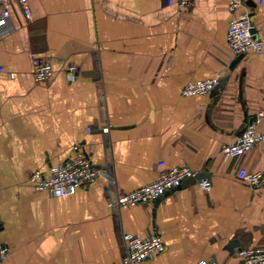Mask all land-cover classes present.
Segmentation results:
<instances>
[{
	"label": "crops",
	"instance_id": "crops-1",
	"mask_svg": "<svg viewBox=\"0 0 264 264\" xmlns=\"http://www.w3.org/2000/svg\"><path fill=\"white\" fill-rule=\"evenodd\" d=\"M28 4L30 18L15 2L0 26V264H123L125 234L164 241L140 264H243L239 250L264 248V179L253 187L238 178L241 168L264 174V142L238 157L221 152L264 105V53L239 57L229 48V0H194L188 9L168 0ZM247 4L264 45V0ZM35 57L50 61L49 81L35 80ZM70 64L74 81L64 72ZM214 76L216 94H181ZM77 146L114 181L101 177L66 196L29 182ZM183 163L201 177L158 202L109 205L117 191Z\"/></svg>",
	"mask_w": 264,
	"mask_h": 264
},
{
	"label": "built area",
	"instance_id": "built-area-1",
	"mask_svg": "<svg viewBox=\"0 0 264 264\" xmlns=\"http://www.w3.org/2000/svg\"><path fill=\"white\" fill-rule=\"evenodd\" d=\"M18 2L23 8L25 15L30 18L31 10L28 0H0V26L6 25L11 17L12 5ZM176 2L180 8L188 9L193 5L194 0H168L169 4ZM262 4V0H259ZM228 9L233 17L229 22L227 32V44L235 56L246 53H264L263 41L255 34L253 17L254 12L248 6L247 0H229ZM33 75L37 82H47L53 75V68L49 60L35 57L33 60ZM2 71V68H0ZM78 68L74 64L65 67V74L69 81H74ZM220 84V78L214 76L207 79L188 82L182 89L181 94L185 97L205 96L210 94ZM264 104V101H263ZM264 116L263 110L260 111L245 126L238 139L223 146L221 152L225 158L242 156L254 147L264 142V133L259 128L260 119ZM90 131L92 128L89 129ZM102 132H109L110 127L101 128ZM160 167L165 166V162L159 163ZM198 172L192 170L187 164L162 169L159 171L155 181L144 185L132 192H116L114 199L109 197V205L118 208H128L137 204H150L161 199L165 194L180 188L183 183L193 178ZM104 177L114 181L108 170L97 168L90 160L87 153L80 147L75 148L74 156L54 167L49 176H44L40 171L34 172L30 176L29 182L38 190L48 192L51 196H66L75 194L79 187H86L94 183L99 178ZM238 178L247 184L256 187L264 179L262 172H251L241 168ZM204 190H209L211 182L207 179L200 181ZM125 253L123 264H140L163 252L165 244L158 235H147L145 237L125 234L123 237ZM1 254L6 252V247L0 250ZM243 264H264V248L241 249L238 252ZM198 264H215L212 260H202Z\"/></svg>",
	"mask_w": 264,
	"mask_h": 264
},
{
	"label": "water",
	"instance_id": "water-1",
	"mask_svg": "<svg viewBox=\"0 0 264 264\" xmlns=\"http://www.w3.org/2000/svg\"><path fill=\"white\" fill-rule=\"evenodd\" d=\"M239 57H241V55ZM219 89H221V83L211 92V94H216ZM201 175L202 174H197L195 177L189 178L186 181H190V182L196 181V180H198L201 177ZM159 200L160 199H158L156 202H158ZM155 208H156V205L154 206L153 212H155ZM0 231H1V228H0ZM237 246H239V241L237 239H235V240H232V241H230L228 243L227 249L230 252H232V250L234 249V247H237ZM3 248H5V245L0 242V250L3 249Z\"/></svg>",
	"mask_w": 264,
	"mask_h": 264
}]
</instances>
